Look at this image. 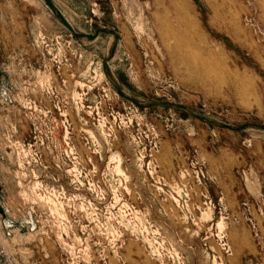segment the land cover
I'll list each match as a JSON object with an SVG mask.
<instances>
[{"label": "rangeland", "instance_id": "rangeland-1", "mask_svg": "<svg viewBox=\"0 0 264 264\" xmlns=\"http://www.w3.org/2000/svg\"><path fill=\"white\" fill-rule=\"evenodd\" d=\"M0 264H264V0H0Z\"/></svg>", "mask_w": 264, "mask_h": 264}, {"label": "bare ground", "instance_id": "bare-ground-1", "mask_svg": "<svg viewBox=\"0 0 264 264\" xmlns=\"http://www.w3.org/2000/svg\"><path fill=\"white\" fill-rule=\"evenodd\" d=\"M244 231V230H243Z\"/></svg>", "mask_w": 264, "mask_h": 264}]
</instances>
